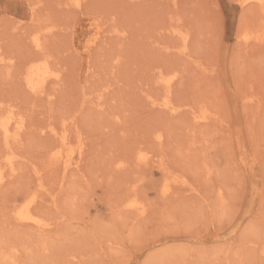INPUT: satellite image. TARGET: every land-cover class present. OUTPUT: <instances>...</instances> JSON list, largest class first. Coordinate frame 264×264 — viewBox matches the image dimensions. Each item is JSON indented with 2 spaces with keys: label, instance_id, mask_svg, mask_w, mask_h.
Returning a JSON list of instances; mask_svg holds the SVG:
<instances>
[{
  "label": "rangeland",
  "instance_id": "rangeland-1",
  "mask_svg": "<svg viewBox=\"0 0 264 264\" xmlns=\"http://www.w3.org/2000/svg\"><path fill=\"white\" fill-rule=\"evenodd\" d=\"M263 5L0 0V112L10 105L26 120L10 145L15 174L0 185V249L18 253L10 263L0 254V264H264ZM248 33L257 39L247 44ZM43 59L61 74L49 98L24 81ZM172 72L176 114L151 103L164 100L158 78ZM206 107L212 117L196 122ZM50 126L74 150L83 142L79 172L51 158ZM140 151L154 161L138 162ZM9 154L0 131V164ZM170 177L191 187L164 196ZM35 188L52 232L13 218ZM129 196L144 215L123 210Z\"/></svg>",
  "mask_w": 264,
  "mask_h": 264
},
{
  "label": "bare ground",
  "instance_id": "bare-ground-1",
  "mask_svg": "<svg viewBox=\"0 0 264 264\" xmlns=\"http://www.w3.org/2000/svg\"><path fill=\"white\" fill-rule=\"evenodd\" d=\"M239 2H240V6L242 8H246L248 5H251V3H253V4L258 3V4H260V7H262L261 5L264 4V0H241V1L239 0ZM255 5H257V4H255ZM34 10H35V8H34ZM261 11H263V7H262ZM262 20H264V18H262ZM260 24H262V23H260ZM259 29H262V30L260 32V35L257 36L258 39L254 38L253 34L248 33L244 37H242L241 40L243 39V41H245V43L247 42V44L250 43L254 39L259 40L258 42L261 41L262 43H264V24H263V27L259 28ZM254 43H256V42L254 41ZM33 44L35 45V47L37 48V50L39 52L44 50V44H43L39 35H36L35 38H33ZM5 61H6V59H4L3 57L0 56V63L3 64V63H5ZM172 73L169 74L168 76L158 78V80H159L158 83L165 90L164 100L161 103H159L158 100L155 99L151 103L153 106H158L170 114H176L179 111V107L175 106V104L172 103V101L170 100V95L172 93V89H173V86L175 84L174 82H176V80H177L176 78L178 75H177V73H173V74ZM60 75L61 74L50 65L49 60L43 59V60L34 61L27 68L26 75L24 78L25 86L28 89V91L31 93V95H33L35 97L37 96L39 98H41V97L49 98L51 96V94L48 93V90H47L48 84H49V82H51L54 85L56 83L59 84V80H61ZM104 94L105 93H102L100 95V101H101V98L103 97ZM247 100H249V98ZM103 104L104 103H102V101H101L98 104V106L101 107ZM14 108L15 107L7 105V106L2 107L1 112H0V131L4 135L5 142L7 144V149L10 152V154L6 158L7 162L0 164V185L4 184L8 178V174H6V171H7V173L10 174L9 176H12L15 174L16 169L14 168L15 167V165H14L15 160L14 159L17 156L15 157L16 154L11 155L13 152H11L12 147L10 145H11V142L15 143V142L20 141L19 139L21 138L23 130L26 127L25 117H23L19 112H16L14 110ZM210 114H209V108L208 109H207V107L203 108L200 113L195 114L194 120L198 123L206 122L213 115V114H211V115ZM48 130L50 131V133H52L57 138V144L54 145V147L51 150V154H50L51 158L56 163L64 164V173H68V171H70V170H74L76 172H79L80 164L82 162V157H83V153H84L83 142L81 141L77 150H74L72 148L70 137L68 135L69 133L67 134L66 131H64L63 133L60 134V132H58L57 129L52 127V126H50V128ZM156 138L159 142H161L163 135L158 134V136H156ZM252 142H253V140H252ZM137 156H138L137 161L138 162L140 161L143 164L150 163V162L154 161V157L150 156L149 152L140 151ZM19 158H21V157H19ZM15 164H16V161H15ZM9 169L12 172L9 171ZM170 178L171 179L167 178L165 180V183L162 186V194L164 196H171L173 194V190L175 187L174 184H181V185H186L187 187H191V186H189L190 183H188V181L183 177H170ZM41 186H43V185H41ZM32 190L29 191V193H27V195L24 197L22 195L23 198H21L19 200V202H17L14 205L13 218L18 224L23 225V227H24V225H28L30 227L35 228L38 232H40L42 234L52 232V228L54 225L51 223L52 221L50 220L51 221L50 222L49 219L45 220L43 218V216H41L40 214H38V212H36L37 210L35 211V206L39 202L40 196L38 194V192H39L38 189L35 188ZM189 190L192 191L194 189L190 188ZM25 194H26V192H25ZM221 195H222V193L220 194V196ZM122 207L124 208L123 210L129 211V212H136L138 215H144L146 212L145 203L135 196H129V197L125 198L123 200ZM247 230L248 231H245V232H247L246 234H249L250 232L251 233L253 232L254 228L248 227ZM256 234H259V233H256ZM241 236L244 237L246 235L244 233H242ZM261 241H262V239H261ZM250 242L251 241H249V243ZM13 250L10 252H3L4 250L1 248L0 249V254L2 256L1 258L5 262H9V263L10 262H16V260L14 258H16V253H18V250L15 248H13ZM229 251H230V249H229ZM229 251L227 252L228 254H229ZM224 259H225V257H224Z\"/></svg>",
  "mask_w": 264,
  "mask_h": 264
}]
</instances>
